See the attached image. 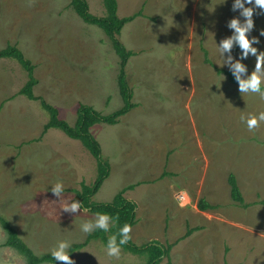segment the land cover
I'll use <instances>...</instances> for the list:
<instances>
[{
  "label": "rangeland",
  "instance_id": "1",
  "mask_svg": "<svg viewBox=\"0 0 264 264\" xmlns=\"http://www.w3.org/2000/svg\"><path fill=\"white\" fill-rule=\"evenodd\" d=\"M86 1L90 13H104L101 0ZM233 3L116 0L118 16L142 12L118 35L133 51L125 70L135 105L115 123L90 126L109 164L92 199L109 201L126 186L124 195L137 204L131 239L171 245L158 264H264V203L258 202L264 200V123L253 133L240 119L264 111V100L241 95L238 84L216 70H229L217 44L233 34L227 23L240 15L232 11ZM253 19L250 38L259 37L254 47L264 51V15ZM8 43L35 66L33 95L55 107L68 124L78 102L100 113L121 104L119 58L108 36L84 22L68 0H0V45ZM202 49L211 63L204 61ZM232 55L238 59L240 53L233 49ZM255 60L250 55L243 61L248 75ZM26 79L14 59L0 57V213L40 255L61 241L86 239L81 225L94 222L96 214L68 213L62 207L73 201L71 189L81 180L94 179L95 161L60 130L41 134L47 114L38 101L16 94ZM229 172L244 200L256 203L243 207L232 200ZM57 182L64 186L61 199L51 191ZM201 199L216 208L199 210ZM3 240L0 227V244ZM105 249L93 238L72 258L76 264L144 262L143 255L123 249L119 259L108 257ZM0 262L24 264L5 246H0Z\"/></svg>",
  "mask_w": 264,
  "mask_h": 264
},
{
  "label": "trees",
  "instance_id": "2",
  "mask_svg": "<svg viewBox=\"0 0 264 264\" xmlns=\"http://www.w3.org/2000/svg\"><path fill=\"white\" fill-rule=\"evenodd\" d=\"M101 3L104 13L102 15H95L89 12L86 0H68L69 6L84 22L94 24L105 32L119 58L116 82L121 104L108 113H100L91 105L78 102L75 107L74 122L71 125L68 124L65 120L58 117V112L55 107L45 102L41 97L33 95V88L38 83V80L34 75V64L24 56L23 52L16 46V44L8 43L5 46L0 45V57L14 59L27 75L25 83L16 94L23 95L29 100L38 101L41 109L47 114V120L42 125L41 134L48 128L58 129L68 137L77 139L94 158V179L89 183L81 180L78 188H72V200L79 201L82 203L83 208L89 209L92 213L108 214L113 218L114 224L110 226L108 232L96 229L92 233L87 234L84 242H71L70 248L67 250L68 254L71 256L75 249L81 247L90 239H99L104 246L107 245L108 238L112 235H116L117 240H119V229L123 227L125 223L132 226L136 222L135 211L137 204L133 199L124 195L126 186L118 189L109 201H95L92 199L93 194L96 193L108 174L109 164L108 161L101 156L99 143L90 132V126L96 122L115 123L120 115L124 114L135 105L131 100L133 91L128 83L125 70L127 60L133 54V51L126 48L118 35L125 22L131 20L136 15H142L141 9L139 8L130 14L118 16L116 14V0H101ZM234 49L240 53L238 46L234 47ZM202 51L204 54V61H206V63H211L212 61L207 57V51L205 49H202ZM216 70L219 73L224 72L231 82L237 83L230 70L220 67H216ZM227 182L229 184L230 197L236 204L247 207L248 205L257 202H247L244 200L233 172L228 173ZM132 186L133 184H130L127 187L131 188ZM258 202L264 203V200L261 199ZM197 208L205 211L214 209L216 206L201 199L197 203ZM117 216L119 217L118 221L116 220ZM0 227L5 234V240H3L0 246H5L14 250L22 257L24 264L60 263L53 260L51 253H43L40 255L34 254L32 249L21 238L18 231L1 213ZM196 229L197 228L189 229L186 231V234H189ZM170 247L171 245L169 243L162 245L157 240H150L147 243L136 244L132 239L127 244L121 246L125 251L143 255L144 262L142 264H158L163 256L168 257ZM167 264H170V262L168 261Z\"/></svg>",
  "mask_w": 264,
  "mask_h": 264
},
{
  "label": "clouds",
  "instance_id": "3",
  "mask_svg": "<svg viewBox=\"0 0 264 264\" xmlns=\"http://www.w3.org/2000/svg\"><path fill=\"white\" fill-rule=\"evenodd\" d=\"M248 5V6H246ZM259 10V11H257ZM232 11H239V16L230 19L227 27L233 30V34L229 37L223 38L218 45V51L223 58V67L228 66L232 72L235 81L238 83V90L241 95L255 94L261 100H264V51H260L255 44H259V37H251L250 33L255 28L254 15H264V0H234ZM243 17V21L240 19ZM260 35H264V30H261ZM238 46L240 49L239 58L232 55L234 47ZM227 56L225 57V54ZM256 58L255 68L248 75V67L243 63L249 56ZM241 121L246 124L249 132H255L264 123V111L258 115L249 114L247 117L241 116ZM52 193L59 197L63 196L64 186L62 182H57L51 188ZM64 212L78 213L81 209L83 212H88L89 209L83 208L79 201H72L71 203L65 201L62 207ZM119 217H116L118 221ZM114 224L113 218L108 214L96 213L94 222H85L81 225V230L85 234H90L96 229L108 232L110 226ZM132 226L125 223L119 229V240L116 235L108 238L106 245V255L108 257L119 259L122 245L127 244L131 240ZM70 244L67 241H61L52 249L51 256L56 262L60 264H76L72 256L68 254ZM0 264H7V262H0Z\"/></svg>",
  "mask_w": 264,
  "mask_h": 264
},
{
  "label": "crops",
  "instance_id": "4",
  "mask_svg": "<svg viewBox=\"0 0 264 264\" xmlns=\"http://www.w3.org/2000/svg\"><path fill=\"white\" fill-rule=\"evenodd\" d=\"M117 6V5H116ZM83 103H85V102H83ZM102 184V183H101Z\"/></svg>",
  "mask_w": 264,
  "mask_h": 264
}]
</instances>
